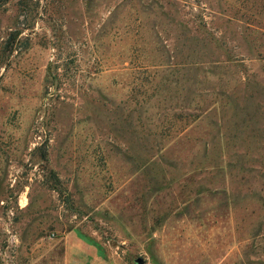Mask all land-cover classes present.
Masks as SVG:
<instances>
[{"label":"rangeland","instance_id":"rangeland-1","mask_svg":"<svg viewBox=\"0 0 264 264\" xmlns=\"http://www.w3.org/2000/svg\"><path fill=\"white\" fill-rule=\"evenodd\" d=\"M139 259L264 264V0H0V264Z\"/></svg>","mask_w":264,"mask_h":264},{"label":"water","instance_id":"water-1","mask_svg":"<svg viewBox=\"0 0 264 264\" xmlns=\"http://www.w3.org/2000/svg\"><path fill=\"white\" fill-rule=\"evenodd\" d=\"M138 263H139V264H142V259H139V260H138Z\"/></svg>","mask_w":264,"mask_h":264},{"label":"trees","instance_id":"trees-1","mask_svg":"<svg viewBox=\"0 0 264 264\" xmlns=\"http://www.w3.org/2000/svg\"><path fill=\"white\" fill-rule=\"evenodd\" d=\"M12 35H15V34H12Z\"/></svg>","mask_w":264,"mask_h":264}]
</instances>
